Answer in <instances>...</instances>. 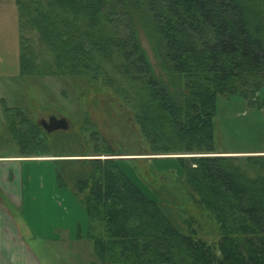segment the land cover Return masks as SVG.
Segmentation results:
<instances>
[{
  "label": "trees",
  "instance_id": "obj_1",
  "mask_svg": "<svg viewBox=\"0 0 264 264\" xmlns=\"http://www.w3.org/2000/svg\"><path fill=\"white\" fill-rule=\"evenodd\" d=\"M14 2L20 76L35 68L21 32L24 18L51 57L49 75L101 80L120 95L147 155H193L176 157L181 174H160L161 191L155 178L148 197L104 140L93 155L58 154L37 125L4 109L22 153L58 158V188L84 210L95 261L264 264V163L256 156H219L213 130L217 95L238 94L252 103L249 95L264 85V0ZM101 156L112 158H88ZM206 227L211 243L200 236Z\"/></svg>",
  "mask_w": 264,
  "mask_h": 264
},
{
  "label": "rangeland",
  "instance_id": "obj_2",
  "mask_svg": "<svg viewBox=\"0 0 264 264\" xmlns=\"http://www.w3.org/2000/svg\"><path fill=\"white\" fill-rule=\"evenodd\" d=\"M22 20L23 41L34 53L35 58V68L31 70L30 75L20 76L19 70L15 73L17 75H14L17 42L19 49L17 27L15 26L13 38L4 36L2 44L0 43L1 57L5 62L0 72L11 75L0 78V96L8 108L20 112L15 114L16 121L26 119L37 125L39 136H43L44 142L54 147L53 151L58 154L82 151L93 155L104 147L101 143V140H104L109 150L119 154L114 158L118 159L126 175L148 197H152L153 188L150 184L155 178L156 181L159 180L157 185H160L156 189L161 191L160 174L170 171L175 176L181 174L176 157L193 155H158L164 159H152L153 155H147L148 147L134 124L133 114L120 95H116L113 89L102 86L101 80L49 75L51 57L37 32L26 24V19ZM137 31L142 47L155 65L150 43L140 26H137ZM41 73L44 75H39ZM248 99L252 103L238 94L216 96L213 130L214 149L221 153L219 156H223V153L264 151V85L257 92L251 93ZM50 117L66 119L68 129L47 133L40 123ZM1 118L0 116V122ZM52 134L55 137H52ZM9 137L5 125L0 123V155L19 152L16 142ZM249 172L252 176L253 171L250 169ZM161 195L166 197L162 192ZM176 226L182 229V226ZM210 231L211 229L206 227L200 233L201 238L209 243L214 239ZM55 244L49 242V250L46 249L48 252L42 253L44 256L37 253L40 262L46 256L48 264H99L95 261L92 244L88 239L68 242L64 246L56 242Z\"/></svg>",
  "mask_w": 264,
  "mask_h": 264
},
{
  "label": "crops",
  "instance_id": "obj_3",
  "mask_svg": "<svg viewBox=\"0 0 264 264\" xmlns=\"http://www.w3.org/2000/svg\"><path fill=\"white\" fill-rule=\"evenodd\" d=\"M15 26L18 41V8L14 0H0L1 44L4 36L13 38ZM1 54L0 69L5 65ZM14 57L15 75L18 71V42ZM10 76L0 72V78ZM4 109L10 108L0 96V123L5 125L12 139ZM18 151L17 154L0 155V264H48L46 256L40 262L37 253L48 252L49 242L64 246L85 239L87 217L69 192L58 188L51 155L24 154L20 147ZM223 154L235 157L252 155L264 163V151Z\"/></svg>",
  "mask_w": 264,
  "mask_h": 264
},
{
  "label": "water",
  "instance_id": "obj_4",
  "mask_svg": "<svg viewBox=\"0 0 264 264\" xmlns=\"http://www.w3.org/2000/svg\"><path fill=\"white\" fill-rule=\"evenodd\" d=\"M41 127L46 130V132H53L56 130H67L68 124L67 120L64 118L50 117L46 120H42L40 123ZM152 158H160L159 156H153ZM100 159V158H98Z\"/></svg>",
  "mask_w": 264,
  "mask_h": 264
},
{
  "label": "bare ground",
  "instance_id": "obj_5",
  "mask_svg": "<svg viewBox=\"0 0 264 264\" xmlns=\"http://www.w3.org/2000/svg\"><path fill=\"white\" fill-rule=\"evenodd\" d=\"M186 157H189V156H186Z\"/></svg>",
  "mask_w": 264,
  "mask_h": 264
}]
</instances>
